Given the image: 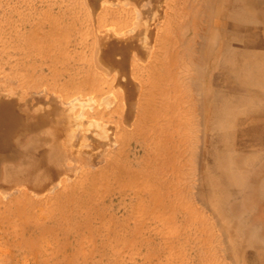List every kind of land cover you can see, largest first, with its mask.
<instances>
[{
    "label": "rangeland",
    "instance_id": "374dc122",
    "mask_svg": "<svg viewBox=\"0 0 264 264\" xmlns=\"http://www.w3.org/2000/svg\"><path fill=\"white\" fill-rule=\"evenodd\" d=\"M103 1L105 0H0V98L3 97L1 100L11 102H16L19 99L17 101L19 104L16 107L17 111L19 113L22 111L21 115L26 116L30 121H38L40 124L37 131L28 128L25 132V138L23 137L25 141L19 145V149L23 150L22 155L24 157L13 164L15 168L18 167L17 169L14 168L16 176L20 174L24 167L28 166L30 168L31 163L39 164V161H34L35 158L32 160L31 156L30 158L28 156L30 154L38 157L41 150L48 148L46 144L43 145V139H48L49 136L43 132L45 126L46 131H48V128L49 131L53 129L51 127L53 125V123L51 124L52 117L49 112L60 107V111L64 107L67 110L69 105L65 106L64 104H68L73 98L74 100L80 99L79 103L78 100L75 101L76 103L80 104L81 100L83 103L82 106L76 107L74 114L85 116L86 124H89L92 118V120L107 128L109 132H106V134L111 135L108 140H100L94 134L99 131V128L96 129L95 127L97 125L90 128L91 132L88 134L90 137L87 143L90 145L91 151L93 150L92 153L96 155L97 160L81 167L78 172L72 173L74 176L70 175L69 179L66 176L63 177L62 188L66 189L65 195L61 198L53 195L49 200L46 199L48 203L43 209L46 212L45 215L32 208L33 203L42 202L39 201L41 196L38 194L40 193L32 188V183L15 185L16 187L13 188L17 190H14L18 191L20 189V193L18 191L9 196L2 194L5 190V185L2 183L6 182L3 167L0 166V193L3 190L0 194V205L11 202L14 209L18 207L26 209V217L34 220L31 223L13 220L12 223V228L18 234L20 240L22 239L24 243L28 244V249L32 251H34L33 247H37L40 242L48 245L52 241L56 244L62 241L64 239L63 228L67 227L78 229L82 240L89 248L99 249L103 247L108 250V253H114L117 259L112 260L113 264H116L117 261H119L118 264H148L149 262L146 263L142 255L149 254V252L158 255L162 248L164 260L169 254L173 256L174 264H216V260L222 261L223 259L225 261L224 252L219 253L217 247L225 250L227 243L223 241L217 243V240L221 239L223 234H221V230H218L219 227L215 223L217 218L215 217L214 220L213 214L217 213L222 217L221 220L224 222L225 227L223 225L221 227H223L222 229L226 234L229 231L232 233L233 229L227 221L226 208L223 212L217 205V198L221 197V189L223 188L220 187L219 178L214 173L215 167L218 166V161L222 160L226 154L229 158L224 163L225 167L231 171V163H233L234 166L232 167H237L240 174L247 177L245 171L250 169L247 164L248 160H255L252 153L258 150H246L241 148L245 146L237 144L238 141L234 143L233 138L235 139L236 135L230 132L235 131V128L228 130V133H222L217 128L221 121L229 122L231 118L236 117L234 113H227L226 110H223V106H230L224 108L228 109L233 105L232 108L235 109L239 105L241 118L245 120L253 118V112L248 114L247 109L250 107L251 97H254L253 94L255 93H253V86L250 88V86L240 81V73L223 62L225 57L221 55L220 51H217V57L214 55L208 57L203 45L202 47L200 45L201 40L204 42V35L206 34L205 37L209 36L208 32L205 31H209L211 28L214 29L219 18H222L216 9L222 3L218 0H205L206 3L204 0H139L141 3L136 0L135 2H133L134 0L132 2L131 0H108L114 4L105 6ZM207 1L209 4H207ZM199 2V6L203 4L200 8L194 6ZM206 4L213 6L214 11L206 16L209 17V21L204 17L202 21H207L202 23V21L193 17L197 13L201 14L205 10ZM160 13H162V16H160ZM147 16L150 17V21ZM145 17L148 20L146 23L143 22L146 20ZM143 24L146 26H143ZM147 26L149 29H146ZM162 26H165V28L163 31L161 30L162 48L159 51L161 55H159L156 64L162 65L166 52L168 50L172 51L171 43L177 44L182 35V39L187 41L185 47L193 54L190 55L191 58L184 57L185 63L181 65L182 71L187 74L185 78L198 76L199 79L195 78L196 84L191 90L186 86L188 94L185 96L190 104V111L187 108V113L184 109V113L179 114V124H183V128L180 129L181 132L177 130L178 132L173 131L170 134L168 124L160 121L158 125L156 124V137L151 143H147L143 141V136L152 129L151 124H145L146 126L140 124V116L143 110L149 114L161 110L162 114L166 115L164 113L166 108L165 98L160 99L161 91H157L156 87H160V83L167 77L159 82L166 75L165 71H158V69H155L157 65L152 63L153 61L151 62L154 35L151 42L153 46L150 45L148 48V53L149 51L151 53H149L150 56L142 57L141 51L146 49L144 48L145 45L149 44L150 35L147 36V34L158 31L157 27ZM141 30L146 34L142 35ZM200 33L202 38L199 36ZM143 36L148 39L145 40ZM142 37L143 39H141ZM107 40L111 41L112 44L114 42L122 43V46L128 51L126 57L128 65L127 67L124 66L129 69L124 71L127 74L125 79L128 80L127 83L132 82L137 87V95L135 94L132 100L126 88L122 89L119 85L121 82L118 79L122 78L120 72L116 68V71L110 70L107 68L109 63L107 64L101 60L102 56L100 55L103 54L101 52H103L104 43H106L104 41ZM142 40H145V42ZM99 44H102V50L97 46ZM183 48L182 45L179 51L181 52ZM97 49L99 52H97ZM96 52L99 54L96 55ZM135 54L145 63L140 62ZM202 54H204V59ZM188 60L193 61V63ZM242 62L246 63L245 59ZM242 62L235 59L233 65L241 68ZM131 64L139 68L135 70ZM234 74H237V76H234ZM227 76L232 78V81L228 82ZM123 79L122 81H124ZM127 80H125V83ZM230 82H232L237 92L230 88ZM180 83L188 84L184 80ZM198 85L199 87H197ZM98 86L104 88L103 93L98 94L91 91ZM6 90H9V92ZM142 91H144L143 95H141ZM80 95L81 97H79ZM12 96H14V99H12ZM198 96L201 99H198ZM88 98L92 100L89 101ZM143 100L145 101L143 102ZM71 103L73 101L69 104ZM132 103L134 105L133 109L131 108ZM196 106L199 109L200 106L202 107V119L201 113H198L200 110ZM217 106V110L221 111L222 109L226 114L222 115L223 112H216L215 107ZM96 112L106 113V115L97 117ZM258 115L257 113L256 116ZM48 118H50V121ZM118 124L119 126H117ZM161 128L166 129L160 131ZM197 130L201 131L197 132ZM81 131H76L77 140L83 136L80 135ZM116 131L119 132L117 139L115 137ZM164 137L172 139L173 158L171 161L166 158L165 145L161 140ZM182 141L186 142L188 153L192 151L197 154L195 146L200 144L199 150L202 160H199L198 155L196 158L193 155L191 159L186 161L185 158L181 163L182 157L185 155L184 151L180 149ZM135 147L137 150H135ZM178 147L179 149H177ZM110 152L111 154H108ZM129 154H131L130 157ZM262 156L261 152V158ZM209 160L212 162H209ZM126 163H131L132 171L135 173L140 172L139 176L144 174L142 176L143 184L138 181V186H143L137 196L129 191L119 196V187L125 185L124 174L121 173V170ZM65 164L70 168L74 167V169L77 167V163L72 161H66ZM38 168L40 167L38 166ZM38 168L34 172L35 175L42 173V169L38 170ZM27 171L23 169L21 173ZM148 171H151L152 174L147 176ZM168 173H173L175 179L171 182V196L167 195L165 189L160 190L157 182H153L148 190L145 189V186H148V184H144L146 180L150 182L156 180L149 177L154 174L164 176ZM201 179L204 184L199 182ZM228 182L232 184V180ZM205 185H209V187L206 188ZM202 187L203 189H201ZM195 192L197 194H194ZM12 193L14 192L12 191ZM204 196H207V202H205L208 204L203 201L205 200ZM15 201L20 204L14 203ZM167 201L172 204L169 209ZM201 203H204L205 206ZM207 205L213 208V212L209 207L206 208ZM153 212V217L159 215V218L155 220L156 222L151 223L149 221L152 219H146L143 215L150 214L151 216ZM38 214L43 216L41 222ZM64 217H66V220H63ZM112 219L117 221L115 222ZM108 224L111 226L117 224V227H122L124 229L121 231L122 234L116 235L118 232L114 231L111 235H108L109 237L102 236L101 233L106 234V229L110 228L106 226ZM155 226L161 232L166 231L168 233L172 229L170 231L172 236L170 237L166 233L168 240L165 238L155 239V235L152 234V231L156 229ZM160 226H163L164 230ZM142 230L144 231L142 232ZM139 233L140 235L145 234L140 237ZM71 238L73 239V236ZM188 240L190 242L187 243ZM237 244V242L233 244L236 254L239 250ZM183 246L185 249H183ZM139 249L141 250L139 251ZM55 251L49 249L48 253L51 254ZM49 256H44L43 253L40 259L45 261ZM240 256L238 259L239 264H245L241 252ZM98 258H101V256ZM153 264H158V260L153 261Z\"/></svg>",
    "mask_w": 264,
    "mask_h": 264
},
{
    "label": "bare ground",
    "instance_id": "6f19581e",
    "mask_svg": "<svg viewBox=\"0 0 264 264\" xmlns=\"http://www.w3.org/2000/svg\"><path fill=\"white\" fill-rule=\"evenodd\" d=\"M128 1H130V0H128ZM136 1L140 2L139 0H136ZM208 1H212V0H208ZM208 1H207V4H209ZM218 1L220 3H222V5L220 4V6L216 9L218 10L220 17H222V18H219V21L217 22L218 24L215 26L214 29L211 28V30L205 31L206 33L208 32L209 36L205 37L206 34L205 35L203 34L204 35V42H203V40H201L200 45H201V47L203 45V49H204V51L207 52L208 57L211 55H214L217 57L216 53H217V51H220L221 55H223L225 57L223 62L225 64L233 67L236 72L240 73V81L242 83L250 86V88L253 86L252 87L253 93L254 92L255 93L253 94L254 97H251L252 99L250 100V107L247 109L248 114H251V112H253L252 113L254 115L253 118H250V120H245L244 118H241V116H240L241 108H239V105L235 109L232 108L233 105L231 106V108H228V109H224V108L230 107V106H223L222 107L223 110H226L227 113H230V112L234 113L236 115V117L231 118L229 122L221 121L219 123V125L217 126V128L220 129V131L222 133H228L227 132L228 130H232L235 128V131L233 130L234 132L233 131L230 132V133H235L234 135H236V138L235 139L233 138L234 143H236L238 141L237 144L239 146H245V147H241V148H245L246 150H258V151L252 153V156L254 157L255 160H253V161L248 160L247 164L250 167V169L245 171V176H247V177H243L240 174V172L237 170V167L233 168L232 167V166H234L233 163H231V171L229 170V168L225 167L224 163L229 158L226 154H225V156H223L222 160L218 161V166L215 167L214 173L219 178L218 181L220 183V187L223 188V189H221V197L219 199L217 198V205L219 206V208H221L222 211L226 208L225 213L227 214V218H228L227 221H228L229 225H231V228L233 229L232 233H230V231H229L226 234V232L223 231V229H222L223 227H225L224 222L221 220L222 217L219 216L217 213H215L216 215L212 213L214 215V216L212 215L214 220L217 218L215 220L216 221L215 223L219 227L218 230H221V234H223L221 239L217 240V243L219 244L221 241L227 243L226 244L227 247L225 250H223L224 248L217 247L219 253L224 252L226 260L225 261L223 259H222V261L216 260V262H217L216 264H239L238 259L241 257L240 252L243 254V259H244L245 264H264V0H262V1H260V0H218ZM131 2H132V0H131ZM133 2H135V0ZM205 3H206V1H205ZM213 3H214V1H213ZM103 4L106 6L107 4H114V3L111 1H108V0H105V1H103ZM136 5H139V4H136ZM199 5H200V2L194 4V6H197L198 8H200L203 4L201 6H199ZM205 7H206L205 10L202 11L201 14L197 13L194 15L193 18H197L196 20L202 21V19L205 17L208 20L209 17L207 18L206 16L209 13H211V11H214V7L211 5H207ZM154 11H155V9H154ZM162 13H160V16H162L161 15ZM147 17H145L146 20L143 21L144 23L148 22V20L150 21V17H148V20H147ZM168 17H169V15H168ZM168 17L166 18L167 22L169 21ZM207 20H205V21L203 20V21L206 22ZM203 21H202V23H203ZM152 22H153V20H152ZM156 22H158V21H156ZM158 24H159V22H158ZM147 25H149V24H147ZM143 26H146V25L143 24ZM147 27H146V29H149L150 25L148 28ZM139 28H140V26H139ZM164 28H165V26H162L159 28L157 27L158 31H156V32L153 31V32H150L149 34H147V36L150 35L149 39L147 38L149 44L145 45L146 47L143 46L146 49L141 51L142 57L145 58L147 55L150 56L151 53H150V51H149L150 54L148 53V48L150 47L151 42L153 40V37L155 36V38L153 40L154 41V44H153L154 47H153V51H152V55H151V62L153 61L152 63H154V64H156V61L159 59L158 58L159 55H161L159 53V51L162 48L161 38H162V31ZM141 33H143L142 30H141ZM147 33H148V31H147ZM144 34H146V33H143L142 35H144ZM103 36H101V37H103ZM199 36H200V38H202L201 33ZM143 37L141 39H143ZM182 38H183V36L181 35V40L177 44L171 43L172 51L170 52V50H168L166 52V55L164 56L165 59H164V62H162V65L160 66L159 63L156 64L157 66L155 69H158V71L164 70L165 74H166L164 77H162L160 79L159 82H161L165 77H167L160 83V87H156L157 91H161L160 99L165 98L166 108H165L164 113H166V115L162 114L161 110L160 111H154L151 114H149L147 111L143 110V112L140 116V118H141L140 124H144V125L145 124H148V125L151 124V128H152L148 133L145 134V136H143V141H145L147 143H151V141L154 140V138L156 137V130H157L156 124L158 125V123L160 121L166 122L168 124V128H170V131H171L170 134L173 131H176V132L180 131L181 132L180 129L183 128V124L182 123L179 124V121H180L179 114L184 113V111H183L184 109H185V112L187 113V108L190 111V104H189V102H187L186 96H185L188 94L186 91V86L191 90L195 86V84H196L195 78H197L198 76L185 78V75H187V74L182 71L181 65H184V63H185L184 57L188 56V58H191L190 55H193L185 47L187 45V41L183 40ZM144 39H145V37H144ZM147 39H145V40H147ZM145 40L144 41L142 40V41L145 42ZM197 41H199V40H197ZM104 42H106V43H104V50H103V52H101L103 54L100 55V56H102L101 60L107 64L109 63L107 68H109L110 70L113 69L114 71H116L115 70V68H116L117 71L120 72V74L122 75L121 76L122 78L118 77L119 78L118 80H120V82H121L119 85L122 87V89L126 88L128 94L130 95L131 100L134 99V95L136 94V88L137 87L132 82L127 83L128 80L125 79V78H127V77H125V75H127V74L124 72L127 69V68H125V66L127 67V65H128V60L126 61V59H127L126 57H127V53H128L127 49L125 47H123L122 43H120V42H117V43L114 42V44H112V42L108 41V40L104 41ZM202 42H203V44H202ZM143 44H145V43H143ZM189 44H188V46H190ZM153 45H151V46H153ZM182 45L184 48L180 52L179 50L182 48ZM97 46L101 50L103 49L102 44H99ZM124 46H126V45L124 44ZM129 46H131V45H129ZM176 50H178V51H176ZM133 51H134V49L132 50V52ZM137 51H135V52L137 53ZM97 52H99L98 49H97ZM97 52L95 53L96 55L99 54V53L97 54ZM195 54H197V53L195 52ZM131 55H132V53L130 54V56ZM135 56H136V54H135ZM202 57H203V59L205 58L204 54H202ZM208 57H207V59H208ZM137 58L140 59V57H137ZM200 59H202V58H200ZM235 59H238L241 62L243 59H245L246 63L242 62V67L237 68L236 66L233 65V62ZM188 61H190V63H193V61H191V60H188ZM140 62L145 63V61H143V60L141 61V59H140ZM194 62H195V60H194ZM196 62H197V60H196ZM200 65H201V63H200ZM131 66L133 68H135V70L137 68H139L138 66H136L134 64L133 65L131 64ZM196 70H197V68H196ZM140 71H142V70H140ZM108 72H110V71H108ZM192 75H194V74H192ZM234 76H237V74L236 75L234 74ZM122 79L124 81H122ZM197 79H199V78H197ZM227 79H228V82L232 81V78H230L229 76H227ZM125 80H127L126 83H125ZM182 80L186 81L188 84L186 85V83L185 84L180 83ZM229 86H230V88L234 89L237 92V90L234 87V85L232 84V82H230ZM197 87H199V85ZM200 88H199V90H200ZM163 89H164V92H163ZM6 91L9 92V90H6ZM91 91L93 93L97 92L98 94H101L104 92V88H101L100 86H98V87H96V89L91 90ZM195 91H198V90H195ZM198 92H200V91H198ZM2 93L4 95V92H2ZM143 93H144V91H142L141 95H143ZM79 97H81V95ZM2 98L3 97H1L0 100ZM90 98H92V97H90ZM199 98L200 97L198 96V99ZM5 99L7 100V98H5ZM12 99H14V96H12ZM18 100L19 99H17V101ZM22 100H24V99H22ZM76 100H78V103H79L80 99L78 98ZM76 100H74V98H73V100H72L73 103L69 104L70 102H72V101H70L68 104L66 103L67 105L64 104L65 106H68V105L70 106V107L68 106L69 109L66 107L67 110L64 107L63 110L60 111V109H61V107H60L59 109L54 108L51 112H49V115H51V117H52L51 124L53 123V125L51 127H53V129H51L49 131V128H48L47 129L48 131H46V126L44 125L45 126L44 132L42 131L45 135L49 136L48 139H46V138L43 139V145L46 144L48 146V148L41 150L39 152L38 157H35V155L29 154L28 157L30 158V156H31L32 160H33V158H35L36 160H34V161H37V162L39 161V164L33 162V163H31L30 168H28V166L26 165L27 169L25 167L23 169H25V171H27L29 169L30 171L28 170L29 172L27 171L25 173H21L23 170L22 169L20 174H18V176H16V173H15V169H17L18 167L15 168L13 166V164L19 162L21 160V157H24L22 155L23 150L19 149L20 148L19 145L22 144V142L24 143L25 139L23 140V137L25 138V134H26L25 132L27 131V129L29 128L30 130L33 129V130L37 131V127H39L40 124L38 121H35V122L30 121L26 116L24 117L23 115H21L22 114L21 108H20V111H21L20 113L17 111V108H16L17 106H19L17 101L16 102L12 101L13 103L9 100H7L8 101L7 102L4 99L0 101V166L3 167V174L5 176L4 179L6 182V183H2L5 185V190L4 191L1 190V193H2V191L4 192V193H2L3 195L4 194H5V196L6 195L9 196L10 194L14 195L15 192H18V191H19L18 193H20V189H18V191H15L17 189L13 188V187H16L15 185L32 183V185H33L32 188L40 193V194H38L39 196H41V199L39 201H42L40 203H33L32 208H34V210L39 211L40 213L45 215L46 212L43 211V209H44V206L46 205V203H48L49 198H52L53 195H57L58 198H61L65 195L66 189L62 188V185L64 182L63 177L66 176L69 179L70 175H73L72 173L78 172L81 167H85V166L89 165L90 162H95L97 160L96 155L92 153L93 150L91 151V149L89 147L90 145L87 143V141L90 137L88 135L91 132L90 128L93 125H97L95 127H96V129L99 128L100 132L96 131L94 134L97 135V137L100 138V140H108L111 135H108L109 133L106 134V132H109L107 130V128L100 125L97 121L92 120V118H91L92 121L90 120L89 121L90 123L88 122L89 124H86L85 123L86 121L84 120L85 116H78L77 114H74L76 107H78L80 105L82 106V104H83L82 100L80 101V104L76 103L75 102ZM88 100L91 101L92 99L90 100L88 98ZM144 101L145 100H143V102ZM132 102L135 103L134 101H132ZM133 103H132V107H131L132 109L134 106ZM22 105H23V103H22ZM260 106H262V107H260ZM196 107H198V106H196ZM196 107H194V109H196ZM37 108H38V106H37ZM198 109H199V107H198ZM215 109H216V112H223L222 115L226 114L222 109H221V111L217 110L218 106L215 107ZM249 109H250V112H249ZM199 110L200 111L198 113H201L200 115H201V119H202V117H203L202 111L203 110H202L201 106H200ZM257 113L259 114L258 116H256ZM104 115H106V113L101 114V112H96L97 117L98 116L103 117ZM96 116H94V117H96ZM186 117H188V116H186ZM45 118H47V117L45 116ZM50 118H48V120ZM178 118H179V120H178ZM85 125H87V126H85ZM117 126H119V124ZM202 127H203V125H202ZM78 129L82 130L80 132V135L81 134L83 135L82 138H80L81 136L79 137L80 139H78V140H80V141H78L77 136H75L77 134V132L79 131ZM164 129H166V128H164ZM164 129L161 128L160 131L164 130ZM198 131H201V130H197V132ZM43 133H42V135H43ZM160 134H161V132H160ZM118 135H119V132L116 131V134H115L116 139H117ZM246 138H248V139L242 140V139H246ZM161 140L165 145L166 158L168 159V161H171L173 158L172 150H171L172 139H170L168 137H164ZM76 141H78L79 143ZM148 145H147V148H148ZM196 145L197 146H195V147H196L197 154H194L192 151L188 153V150H187L188 146H187L186 142H184V141L181 142V148L180 149L183 150L185 153L184 157H182L181 163L183 162V160L185 158H186V161L188 159H191V157H193V155L195 156V158L198 155L199 160H202V158L200 157V150H199L200 144H196ZM155 148H156V146H155ZM177 149H179V147ZM132 150H134V149H132ZM135 150H137L136 147H135ZM261 152L263 154L262 158H261ZM134 153H136V152H134ZM108 154H111V152ZM130 156H131V154H129V157ZM150 159H151V156H150ZM210 160H209V162H212ZM66 161L67 162L72 161L74 163H77L76 164L77 167H75V169H74V167H71V168L68 167L65 164ZM99 161H100V159L98 160V162ZM130 164L126 163L121 170V173L124 174V181H125L124 184L125 185L122 187H119V191H120L119 196L125 194L126 191L133 192L135 194V196H137L140 194V191L142 189L143 185L138 186V181L142 182V184H143L144 180H143L142 176H144V174L139 176L140 172H138V173L133 172L131 169L132 164L131 165ZM174 165H175V162H174ZM38 166L40 168H38ZM199 166H200V164H199ZM204 166H206V165H204ZM20 167H22V166H20ZM110 167H112V166H110ZM37 168H38V170L42 169V171H41L42 173H40V175L34 174V172L36 171ZM199 169H200V167H199ZM19 171H17V172H19ZM199 171H202V170H199ZM197 172H198V170H197ZM201 173H203V172H201ZM204 173H205V171H204ZM151 174H152V172L148 171L147 176L151 175ZM173 177H174L173 173L172 174L168 173V174H165L164 176H162V175L159 176V175L154 174L152 177H149V178L153 179V180L156 179V180L152 181V182L146 180V182L144 184H148V186H145V189L148 190L149 186L151 184L153 185V182H157L159 184V189L160 190L165 189L167 191V195L171 196L172 195V183L171 182L175 180ZM201 177H204V176H201ZM197 178L199 179L200 177H197ZM202 179H201V181H199L200 183L204 180V179L203 180ZM229 180H232V184H230L228 182ZM204 182H205V180H204ZM205 186H206V188H207V186L209 187V185H205ZM197 189H199V188H197ZM201 189H203V187ZM29 190L31 191V189H29ZM12 191L14 193H12ZM194 194H197V193L195 192ZM38 195H37V197H39ZM206 198H207V196H204V199H205V200H203L204 202L205 201L207 202ZM46 199H48V200H46ZM16 202L17 201H15L14 203H16ZM154 203H156V201H154ZM167 203L169 204L168 209L171 208V205H172L171 202L167 201ZM17 204H20V203L17 202ZM201 204H203V206H205L204 203H201ZM206 204H208V203H206ZM207 207H209L211 210L213 209L210 207V205H207L206 208ZM25 211H26V209L20 208V207L14 209L12 207L11 202L0 205V264H38L39 259L43 253H44V256H49V255L50 256L45 261H41V259H40L39 264H113L112 260L117 259V256L114 253H111V252L108 253V250H106L103 247L99 248V249H94L93 246H90L93 248L92 249L89 248L88 245L85 243V241L82 240V238L80 236V231L78 229L67 228V227L63 228L64 239L62 241H59L57 244L54 241L49 242L48 245H45L44 242H40V243H38L37 247H33L34 251L28 249V247H27L28 244L24 243V241L22 239L20 240L16 231L12 228L13 220L18 221V222H23V223H31L34 221L33 219L26 217ZM212 212H213V210H212ZM153 214H154V212L151 214V216H150V214H146L143 216L146 219H148V218L152 219L149 222L153 223L156 219L159 218V215H156V217H153ZM210 215H211V213H210ZM38 218H39L40 222L43 220L42 215L38 214ZM163 219L165 221L164 216H163ZM63 220H66V217H64ZM112 220H114L115 222L117 221L115 219H112ZM137 223L139 224V222H137ZM159 224H160V222H159ZM225 224H226V222H225ZM148 225H150V224H148ZM222 225H223V227H221ZM106 226H109L110 228L106 229V234L101 233L102 236L111 235V233H113L114 231L118 232V233H116V235L122 234L121 231L124 230L122 227L121 228L117 227V224H114L113 226L108 224ZM227 226H228V224H227ZM162 227H161V229L164 230V228H162ZM152 228H154V227H152ZM145 230H147V229H145ZM171 230L172 229H170L168 233L166 231H163V232H165V233H163V232H161V230L158 227H156V229L152 231L153 232L152 234L155 235V239H159V238L164 239L165 238L168 240L166 235L168 234L171 237L172 236L170 233ZM176 230H173V231H176ZM143 231L144 230H142V232ZM148 231H150V230H148ZM144 234H141V235H144ZM139 235H140V233H139ZM141 235H140V237H141ZM72 236H73V239L71 238ZM142 237H145V236H142ZM184 240H185V238H184ZM228 241L230 242L229 245H228ZM144 242H148V241H144ZM188 242H190V241L188 240L187 243ZM234 242H237L238 243L237 246H239V250H237V254L235 253V251L233 249ZM168 243H169V241H168ZM185 243H186V241H185ZM215 244H216V242H215ZM174 246H175V244H174ZM141 247H143V246H141ZM49 249H53V251H55V250L56 251L51 252V254L53 253L51 255L48 253ZM141 249H139V251ZM146 249H148V248H146ZM183 249H185V247ZM162 252H163V248L161 249V252L158 255H155L153 252H149V254L142 255L143 256L142 258H144L146 263L149 262L148 264H153V261H155V260H158V264H174L173 263V256H170L169 254H167L168 256L164 260V258L162 257V254H163ZM185 252H187V251H185ZM235 254H236V256H235ZM99 256H101V258H98ZM187 258H189V257H187ZM189 260H190V258H189ZM118 263H119V261H117L116 264H118Z\"/></svg>",
    "mask_w": 264,
    "mask_h": 264
}]
</instances>
